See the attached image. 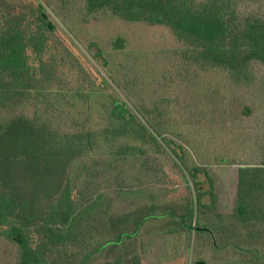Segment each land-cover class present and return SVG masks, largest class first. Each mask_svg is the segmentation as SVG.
<instances>
[{
    "label": "trees",
    "instance_id": "1",
    "mask_svg": "<svg viewBox=\"0 0 264 264\" xmlns=\"http://www.w3.org/2000/svg\"><path fill=\"white\" fill-rule=\"evenodd\" d=\"M48 6L75 32L106 13L168 28L186 47L176 74L157 88L155 65L91 43L105 79ZM163 154L189 197L117 206L155 174L171 183ZM234 165L219 213L214 168ZM192 232V264H211L207 248L264 264V0H0V234L18 264H140L143 233Z\"/></svg>",
    "mask_w": 264,
    "mask_h": 264
},
{
    "label": "rangeland",
    "instance_id": "2",
    "mask_svg": "<svg viewBox=\"0 0 264 264\" xmlns=\"http://www.w3.org/2000/svg\"><path fill=\"white\" fill-rule=\"evenodd\" d=\"M57 3L58 0H50ZM48 12L52 20L58 28L67 35L73 43L76 44L78 51L90 61L92 67L99 71L101 76L107 79V75L103 72L101 62L92 59V54L88 50L91 43L97 44L94 52L103 51L112 53L113 47L118 39L123 40V47L120 48L121 59L125 64H130L132 59L127 58L129 54L138 55L139 61L151 63L155 65L153 70L156 82L154 85L161 84L162 76L175 75L181 54L186 47L182 44L174 34L166 27L151 26L145 23H131L120 18L114 17L109 13L98 15L91 18L88 22L78 24L77 32L66 28L62 24V20L48 6ZM103 62V59L101 60ZM123 72V73H122ZM121 71L120 74H124ZM124 78V76L121 75ZM115 92L124 100L129 102L122 95L120 90L113 85ZM131 105V104H130ZM132 106V105H131ZM154 166H160V169L166 170L171 183L159 176H152L147 181V185L140 186L136 193L131 194L127 199V195H122L117 200V206L125 207L129 200L144 201L146 198L151 199H167L182 200L188 198L190 189L185 183L186 180L181 172L174 166L166 155H158ZM216 170V187L217 196L216 211L219 213H230L235 208L238 166L215 167ZM208 188V186H205ZM143 233L138 238V256L140 264H192L195 259V251L198 249V236L192 232L191 241L188 240L186 234L168 233V234H150ZM196 235V237H195ZM209 250L204 251L203 256L209 260L211 264L217 263L218 260L210 254ZM20 261V250L16 244L10 241L6 236L0 234V264H18Z\"/></svg>",
    "mask_w": 264,
    "mask_h": 264
},
{
    "label": "water",
    "instance_id": "3",
    "mask_svg": "<svg viewBox=\"0 0 264 264\" xmlns=\"http://www.w3.org/2000/svg\"><path fill=\"white\" fill-rule=\"evenodd\" d=\"M115 46H116L117 48H122V47H123V40H122V39H118V40L116 41Z\"/></svg>",
    "mask_w": 264,
    "mask_h": 264
}]
</instances>
